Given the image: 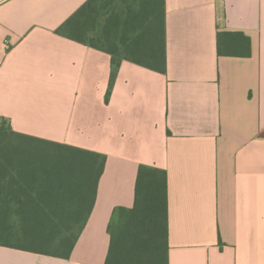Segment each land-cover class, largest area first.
<instances>
[{"label": "crops", "instance_id": "obj_1", "mask_svg": "<svg viewBox=\"0 0 264 264\" xmlns=\"http://www.w3.org/2000/svg\"><path fill=\"white\" fill-rule=\"evenodd\" d=\"M87 0H0V116L105 153L69 258L0 245V264H106L141 164L168 181L169 264H264V0H166L167 71L57 33ZM241 51L220 54L218 35Z\"/></svg>", "mask_w": 264, "mask_h": 264}, {"label": "trees", "instance_id": "obj_2", "mask_svg": "<svg viewBox=\"0 0 264 264\" xmlns=\"http://www.w3.org/2000/svg\"><path fill=\"white\" fill-rule=\"evenodd\" d=\"M166 0H87L57 33L112 56L111 85L124 60L167 71ZM221 32L220 54L241 51ZM105 153L13 129L0 116V245L69 258L95 206ZM141 164L132 207L113 211L106 264H169L168 181Z\"/></svg>", "mask_w": 264, "mask_h": 264}]
</instances>
